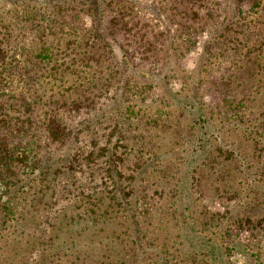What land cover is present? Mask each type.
<instances>
[{
	"label": "rangeland",
	"instance_id": "rangeland-1",
	"mask_svg": "<svg viewBox=\"0 0 264 264\" xmlns=\"http://www.w3.org/2000/svg\"><path fill=\"white\" fill-rule=\"evenodd\" d=\"M0 264H264V0H0Z\"/></svg>",
	"mask_w": 264,
	"mask_h": 264
},
{
	"label": "trees",
	"instance_id": "trees-1",
	"mask_svg": "<svg viewBox=\"0 0 264 264\" xmlns=\"http://www.w3.org/2000/svg\"><path fill=\"white\" fill-rule=\"evenodd\" d=\"M2 121V120H1Z\"/></svg>",
	"mask_w": 264,
	"mask_h": 264
}]
</instances>
